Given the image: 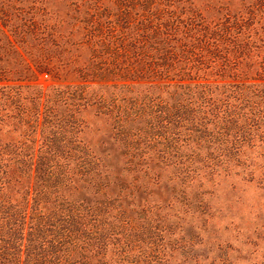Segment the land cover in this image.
Instances as JSON below:
<instances>
[{
    "label": "trees",
    "instance_id": "obj_1",
    "mask_svg": "<svg viewBox=\"0 0 264 264\" xmlns=\"http://www.w3.org/2000/svg\"><path fill=\"white\" fill-rule=\"evenodd\" d=\"M2 6L0 264H166L169 226L145 198L159 170L183 200L244 150L264 159V0ZM52 71L67 79L32 82ZM88 107L109 121L116 171L111 147L77 136Z\"/></svg>",
    "mask_w": 264,
    "mask_h": 264
},
{
    "label": "rangeland",
    "instance_id": "obj_2",
    "mask_svg": "<svg viewBox=\"0 0 264 264\" xmlns=\"http://www.w3.org/2000/svg\"><path fill=\"white\" fill-rule=\"evenodd\" d=\"M189 1L197 8L222 6L233 10L240 2L252 0ZM0 9L3 11L4 6ZM69 14L73 16L70 8ZM63 77L62 73L53 71L36 72L32 82L46 87L67 79ZM81 116L83 125L77 136L97 153L111 147V167L119 168V158L116 162L113 154L115 146H110L107 118L91 107ZM261 153L258 147L246 149L238 164L228 162L217 167L209 178L203 179L200 188L197 181L188 183L183 200L171 197L172 182L168 181L171 167L159 170V187L151 185V195L143 196L149 207L155 205L151 212L169 226L162 231L166 264H264V159ZM132 176L125 175L126 181ZM141 179L138 174L137 182Z\"/></svg>",
    "mask_w": 264,
    "mask_h": 264
}]
</instances>
